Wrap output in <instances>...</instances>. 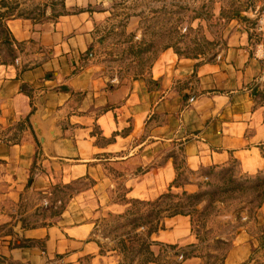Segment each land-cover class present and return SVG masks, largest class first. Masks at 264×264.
Returning a JSON list of instances; mask_svg holds the SVG:
<instances>
[{
  "label": "crops",
  "instance_id": "obj_1",
  "mask_svg": "<svg viewBox=\"0 0 264 264\" xmlns=\"http://www.w3.org/2000/svg\"><path fill=\"white\" fill-rule=\"evenodd\" d=\"M114 1L65 0L58 18L7 22L19 46L4 63L0 40V264H119L93 238L97 214L122 215L169 189L196 193L209 170L264 172V26L232 33L217 62L167 48L146 79L127 83L86 59ZM175 154L194 175L181 187L172 186ZM82 181L89 186L69 195L56 223L29 224L30 213L50 210L54 188ZM31 195L38 204L27 211ZM256 217L260 236L244 232L225 264L264 263V202ZM164 226L152 236L156 256L160 245L197 241L188 216Z\"/></svg>",
  "mask_w": 264,
  "mask_h": 264
},
{
  "label": "rangeland",
  "instance_id": "obj_2",
  "mask_svg": "<svg viewBox=\"0 0 264 264\" xmlns=\"http://www.w3.org/2000/svg\"><path fill=\"white\" fill-rule=\"evenodd\" d=\"M51 1L9 0L19 4L18 9L30 11L32 15L45 10L48 5L42 20L55 19V15L62 12L61 3H58L53 13ZM248 1L243 0L245 5L242 10L249 5ZM252 3L255 11L249 9L243 15L252 20L258 19L256 25L223 19L220 16L222 9L231 8V4L224 0H116L112 4L110 20L96 28L94 42L86 53V59L101 65L109 78L127 83L146 79L152 62L169 45L181 53L180 57L194 58L203 52L199 58L217 62L232 33L250 30L254 36L264 26V0H252ZM142 40L153 42L155 47L138 57L137 43ZM4 58L11 61L6 54ZM175 156L179 167L177 183L183 184L194 178V175L184 169L181 156ZM203 173L207 177L199 182L198 192H208L210 195L203 198L197 206L198 211L190 217L191 231L197 241L176 245V249L160 245V264H181L184 256L188 257L184 261L188 264H225L226 257L244 232L255 239L260 236L262 227L258 225L256 215L261 202V190L252 189L256 185L254 179L240 176L235 167ZM89 184L88 181H82L69 188H54V197L48 205L50 210L30 213L29 224L56 223L66 208L69 195L81 191ZM25 199L27 211L38 204V198L34 195L26 196ZM70 213L73 222L81 221L86 216L74 206ZM117 216L101 213L91 220L96 222L93 238L101 244L105 254L113 252L120 262L124 256L117 246L119 236L123 232H131L132 227L120 228ZM251 252L263 258L253 247ZM253 264L261 263L257 260Z\"/></svg>",
  "mask_w": 264,
  "mask_h": 264
},
{
  "label": "trees",
  "instance_id": "obj_3",
  "mask_svg": "<svg viewBox=\"0 0 264 264\" xmlns=\"http://www.w3.org/2000/svg\"><path fill=\"white\" fill-rule=\"evenodd\" d=\"M224 2L230 3L231 8L230 10H226L225 8L222 9L220 16L223 19H228L231 21L241 20L249 24H257L258 19L252 20L243 15V12H247L249 9L255 11L253 9L255 6L253 5L252 0L248 1L249 5H247L244 10H242L245 5L243 0H224ZM58 3H61L62 12H58L55 15L56 18L67 13L65 0H52L50 7L53 13L55 12L54 7L58 5ZM0 5L1 45L5 49L6 57L11 60L10 62H14L17 57L15 45L19 46V44L11 34L7 22L13 18H23L30 19L33 23H38L42 21V16L49 6L46 5L45 10H41L40 13L32 15V12L27 10L21 9L18 11L19 4H14V2H9V0H1ZM137 45L138 57H140L143 53L150 52L151 49L155 47L153 42H146L144 40L138 42ZM166 48H173V46L169 45ZM173 49L176 54L181 56V53L178 50L175 48ZM202 53L203 52H199L194 58H199ZM3 62L8 63L5 58L3 59ZM28 95L29 97H32L31 94L28 93ZM176 170L177 172L179 170L177 165ZM249 178L254 179L256 182V185H254L252 189L261 190V202L258 205V207H260L264 202V172ZM177 180V178L174 180L172 186L181 187L183 184H185H178ZM69 187H71V185L64 188ZM207 195L210 194L208 192L189 193L187 191H183L181 194H174L172 190L169 189L154 200H132L129 202L130 208L126 211V213L116 217L117 221L121 223L120 228H126L128 226L132 227L131 232H123L119 236V242L117 243V246L120 250V253L124 256L123 261H120L119 264H160L162 253L156 256L152 251V246L155 245V242L152 240V236L165 228L164 221L166 219L174 218L176 216L191 217L192 214L198 211L197 206ZM95 241L100 246L101 254H105L101 244L97 240ZM167 247L171 249L177 248L176 245H169ZM187 259L188 257L184 256V261ZM184 261L181 264H183Z\"/></svg>",
  "mask_w": 264,
  "mask_h": 264
},
{
  "label": "water",
  "instance_id": "obj_4",
  "mask_svg": "<svg viewBox=\"0 0 264 264\" xmlns=\"http://www.w3.org/2000/svg\"><path fill=\"white\" fill-rule=\"evenodd\" d=\"M35 128H37V125L35 124Z\"/></svg>",
  "mask_w": 264,
  "mask_h": 264
}]
</instances>
